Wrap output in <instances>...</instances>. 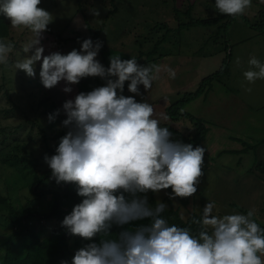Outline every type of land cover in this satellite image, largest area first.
I'll return each mask as SVG.
<instances>
[{
	"label": "clouds",
	"instance_id": "9594fccd",
	"mask_svg": "<svg viewBox=\"0 0 264 264\" xmlns=\"http://www.w3.org/2000/svg\"><path fill=\"white\" fill-rule=\"evenodd\" d=\"M41 2L0 0V14L11 27L33 36L23 48L25 55L18 54L14 63L10 54L15 45L0 41V66L35 78L36 64L42 61L39 78L47 90L61 81L67 85L88 77L105 81L63 103L66 134L55 154L44 157L50 179L57 185H75L81 198L61 222L67 234L84 241L71 264H264V229L257 223L255 208L221 217L214 214L215 202L209 201L202 216L193 220L199 225L193 235L189 227L169 225L162 217L165 203L149 204V192L171 189L170 200L193 197L204 175L205 148L172 141L168 127L161 126V119L167 121L168 116L160 113L157 118L152 104L135 99L141 95L140 86L149 91L162 70L171 79L176 71L119 56H111L105 68L97 60L102 42L91 38L83 40L79 50L44 55L41 40L54 17L40 7ZM251 6L252 0H215L220 14L234 17ZM93 14L99 16V11ZM248 63L246 80L264 79V63L254 56ZM126 82L133 96L123 95ZM63 91L71 93L72 88ZM60 112L50 114L49 122Z\"/></svg>",
	"mask_w": 264,
	"mask_h": 264
},
{
	"label": "rangeland",
	"instance_id": "374dc122",
	"mask_svg": "<svg viewBox=\"0 0 264 264\" xmlns=\"http://www.w3.org/2000/svg\"><path fill=\"white\" fill-rule=\"evenodd\" d=\"M84 2L86 5L81 6L78 0H42L40 7L54 17L53 23L48 26L50 32L43 33L41 40L45 49L44 55L53 52L67 54L73 49L79 50L83 40L91 38L94 43L102 42L103 46L97 60L105 68L106 63L110 64L111 56H119L123 60L138 57L137 62L143 66L154 64L161 66L162 69L165 66L172 68L176 71L175 79H171L168 73L162 70L159 74L160 79L153 82L149 91H145L141 85V95L135 96L137 102L152 104L157 118L160 113L167 115L168 107L181 100L184 94L199 89L201 82L216 73L225 62L226 55L231 52L228 59L229 72L214 81L211 91L186 104L184 111L203 118L207 123L208 133L201 143V147L205 148L204 164L214 159L215 164H219L220 161L232 162L228 165H235L233 168L242 165V171L238 170L245 176L241 184L249 186L250 190L260 188L259 185L263 183L245 174L255 165L254 163L260 162V157L264 155L262 148H259V144L264 141V79L249 83L243 74L250 70L248 61L253 56L264 63V33L254 27L264 10V0H252V6L244 14L249 21L240 16L232 20L227 17L228 15L220 14L215 8V0H116L114 3L111 0H84ZM93 10H98L99 16L94 15ZM114 11L115 14L109 15ZM221 16L226 18L217 21L214 26L191 22V19L211 22ZM227 22L228 30L221 29L220 26ZM157 23L163 26L159 28L156 26ZM183 23L186 24L185 27L181 26ZM103 24L109 29L107 28V32L100 38L95 39L94 31L100 29ZM32 38L30 31L11 27V36L3 40L15 45L10 54V63L16 61L18 54L20 57L25 55L23 48ZM226 48H229L228 51H225ZM141 53L145 54L140 56ZM41 63L42 61L36 64L35 78H29L24 72H16L11 67L0 66V87L3 88L5 85L0 91V131L5 129L6 133L11 134L15 127H19L18 135H12L9 140L11 143L0 151V190L18 213L31 206L27 193L30 191L29 185L36 180V171L32 165H37V169L51 172L44 157L54 155L59 143L53 140L50 132L46 134L49 140L47 142L43 133L32 127V119L38 113L42 114L44 109L37 107V101L42 103V100L48 97L50 102L46 106L50 103L58 104L61 112L60 118L56 120H59L58 128L64 129L62 121L67 117L62 110L63 103L69 99L74 100L81 92L87 93L89 91L86 90L91 91L105 85V81L99 77H88L77 85H67L61 81L56 87L47 90L39 78ZM36 79L37 81H34L36 89L34 84L27 86L26 81ZM66 86L72 88L71 93L63 91ZM123 95L126 97L134 95L128 92V82L125 83ZM4 109L11 110L8 117L1 112ZM168 118L167 121L161 119V125L185 136L194 135L196 128L190 120ZM43 119L47 121L48 117L44 116ZM16 137L20 140H14ZM2 139L0 133V142ZM244 143L248 145L245 146ZM248 146L253 148L248 149ZM233 152L236 153L232 154ZM221 153L225 154L218 161ZM233 155H239V158ZM15 156H25L30 162H15ZM240 158L242 163L239 162ZM6 159L14 163L6 164L4 162ZM211 170L213 172V169ZM222 172L220 173L223 174ZM224 173L223 179L213 178V181L219 179L211 189L215 194L208 196L209 191L203 189L205 182L202 179L197 193L190 197L187 207L175 203L186 219L195 212H201L209 201L216 203V200L223 206L216 205L215 215L222 217L225 214H232L230 207L224 206L227 202L225 196L243 195L244 198L240 197V201L244 205L257 202V197L246 195V191L240 192L239 185L235 183L239 175H231L226 171ZM61 185L66 187L68 184ZM61 185L48 179L39 190L51 188L59 190L58 186ZM150 193L147 194L148 199ZM168 195L167 190L155 193L157 201L165 203L167 207ZM30 199L34 200L33 207L38 211L47 213L51 210L49 197H43L39 202L33 196H30ZM1 208L0 206L2 211L0 237H4L9 232L11 223L6 218L8 209ZM252 208L255 207L252 205ZM58 224L55 219L47 222L48 232L51 233L58 228Z\"/></svg>",
	"mask_w": 264,
	"mask_h": 264
},
{
	"label": "trees",
	"instance_id": "16d2710c",
	"mask_svg": "<svg viewBox=\"0 0 264 264\" xmlns=\"http://www.w3.org/2000/svg\"><path fill=\"white\" fill-rule=\"evenodd\" d=\"M116 0H111L112 3H114ZM79 4L81 6H85L86 2L84 0H78ZM114 13H109L115 14ZM92 16V15H89ZM93 17V16H92ZM109 17V16H108ZM233 19L238 18L239 16H227ZM240 17L244 18L245 20L249 21L247 16L240 15ZM222 18V19H221ZM225 16L218 17L217 19L211 20V22L203 21L199 19H191L192 24H207L210 26H214L217 24V21L225 19ZM193 20V21H192ZM215 20V21H214ZM226 21V20H224ZM252 24V23H251ZM185 23L181 24V26L185 27ZM106 24H103L100 29L94 31V38L98 39L104 32H107ZM157 27L160 28L159 23L156 24ZM255 28H257L259 31H263L264 33V10L262 11V15H260L259 21L257 24L254 25ZM221 29L226 28L228 30V22L223 23V25L220 26ZM109 29V28H108ZM48 31L50 32V29L48 28ZM96 35V36H95ZM163 35V34H162ZM11 36V25L10 21L7 20L4 16H0V41H3ZM162 37V36H161ZM159 45V43L157 44ZM154 48V47H153ZM229 48H226L225 51H228ZM224 51V50H223ZM143 52V51H141ZM221 52V51H220ZM141 53L140 56H142ZM230 55V56H229ZM231 57V52H229L226 55L225 62H223L222 67L214 74L209 75L207 78H205L201 84L199 89L193 92H188L184 94L185 96L173 104H171L167 109V115L172 120H179L181 118L188 119L192 124H194L196 131L194 132V135L192 137L182 135L180 132L170 129L169 131L172 133L171 140L174 142H181L184 144H192L195 148L196 146L201 147V143L204 141L207 133H208V126L207 123L204 121L203 118L196 117L195 115L185 112V106L186 104L191 103L192 101L200 98L205 93H208L212 90V84L214 81L219 80L220 77L223 74H226L229 72V60ZM138 59V57L136 58ZM106 68L110 66L109 63L105 64ZM36 80H29L26 81L27 86H31L30 84H34V89L37 88L36 84L34 83ZM3 85L2 87H4ZM0 87L1 89H3ZM90 91V90H86ZM33 96H36L34 93H32ZM8 95V92H7ZM36 99L38 97L36 96ZM50 98H45L42 100V103H38L37 101V107H43L42 114H37V116L32 119V127L35 129H39L40 132L43 133L45 136V140L48 142V138L46 136L47 132H50L53 136V140L59 141L60 139L66 134V130L59 129V119L60 117L57 116L54 121L49 122V120L44 121L42 118L48 117L50 114H53L56 112L57 109H59V106L57 103H50L46 106V104L49 101ZM11 111V110H10ZM9 109L1 110L2 113L5 114L6 117L10 115ZM30 119V118H29ZM162 127H165V125H161ZM17 128L15 127L14 132L11 134H8L5 132V129L0 131L2 136V141L0 142V151L2 152L3 147H6L11 142L10 137L12 135H18ZM14 140L19 141L20 138L16 137ZM31 140V139H30ZM9 141V142H8ZM59 145V143H58ZM245 146L248 144L244 143ZM264 145V141L259 144ZM248 149H252L253 147L248 146ZM240 153V151H237ZM236 152H233L232 154H235ZM225 153H221L220 156H223ZM214 160V159H213ZM211 160L210 162H212ZM15 162H30L28 158L25 156H15L14 157ZM14 161H11L9 159L4 160L6 164L14 163ZM209 162V163H210ZM209 163L204 164L203 172L206 175V173L215 165H209ZM215 163V162H213ZM32 167L35 169L36 173V180L29 185L30 191L27 193L28 201L30 202V207H25L23 209L22 213L16 212L6 195L2 193L0 190V206L2 208H7L8 213L6 215V218H8V221H10V227L9 232L4 237H0V264H61L62 261H67L68 264H71L72 258L74 256V253L77 249H79L84 241H82L79 237H73L67 234L66 230L61 227V222L65 215L69 214L73 208L74 205L81 202V198L77 196L76 194V187L75 185L68 184L66 187H59V190H56L54 188H51L49 190L41 191L39 190L42 188L43 184H45L46 180L50 179L51 172L49 171H43L41 169H37V165H32ZM240 165H238L236 168H239ZM214 170V168H213ZM230 171H237L235 174L239 175L235 183L239 185L240 192L248 191L250 192V189L247 190V186H243L241 182L244 179V175L241 173V171H238L240 169H234L233 167L229 169ZM252 175L253 177H258L259 179H262L264 181V161H260L255 163L251 169L247 171L245 174ZM243 178V179H242ZM52 180V179H51ZM54 183H56L54 180H52ZM168 193H171V189L167 190ZM30 196L35 197V200L37 199L38 202L43 199V197L50 198V207L51 210H49L47 213L40 212L37 210V208L33 207L34 200L30 199ZM243 196V195H242ZM241 195L235 196H225L227 199V202L224 204V206H229L230 209L234 210V213H240V214H246L247 211L250 209L247 207V205H244L241 203L240 199L242 198ZM235 197V198H233ZM241 197V198H240ZM149 204L155 205L157 202V199L155 197V193H150L149 197ZM166 202H169V207H167L166 211L162 214V217L165 218L169 225L175 224L179 227H189L193 233V235L197 234L199 231V225L194 224V219H199L203 214V209L199 213H193L188 219H186L182 214L180 207H176L175 203L178 202L181 206L187 207L190 203V198L181 199L176 198L175 200H170L169 195L167 197ZM223 206V204H222ZM1 208V209H2ZM2 214V211L0 210V215ZM57 220L58 221V228L52 230L51 233L48 232L47 229V222L51 220ZM141 223H147V221H143ZM257 223L260 225L262 229H264V222L257 219ZM117 231V229L113 228V232Z\"/></svg>",
	"mask_w": 264,
	"mask_h": 264
},
{
	"label": "crops",
	"instance_id": "0c3cea01",
	"mask_svg": "<svg viewBox=\"0 0 264 264\" xmlns=\"http://www.w3.org/2000/svg\"><path fill=\"white\" fill-rule=\"evenodd\" d=\"M260 149L262 148L263 152H264V145L260 146L259 147ZM233 157L235 158H239V155H233ZM264 157V155H263ZM262 156L260 157V160L261 161H264V158ZM219 159H221V156H219L218 158V161ZM233 162L235 161L233 158H232ZM214 162V160H213ZM213 162H210L209 165H215L213 166L211 169L214 168L213 172L212 170L208 171L206 173V175L204 174L201 178H200V181L203 179V181L205 182V187L203 188L204 190H207L209 191L208 193V196L210 197V195H213L215 194V192L211 191L212 188L215 187V185L218 183L219 179H216L218 181H213L214 177H218L220 179H223L222 178V175H225L224 171L228 172L229 174H235L237 171H230L229 169L234 167L235 165H228V164H232V162H228V161H220L218 162L219 164H215ZM240 163H242V158H240ZM227 163V164H226ZM255 164V163H254ZM238 166V165H237ZM234 169H240L242 171L243 169V166L241 165L239 168H234ZM224 170V171H223ZM223 171V172H222ZM220 172H222L223 174H221ZM252 176V175H251ZM227 177V176H226ZM225 177V178H226ZM253 177V176H252ZM255 177V176H254ZM257 181L263 183V185H259L260 188H252L250 190V192L246 191V195L249 194L252 196V197H257V202L255 203H252L251 205H248L247 204V207H249L250 209H252V205L253 207H255L256 210H258V213H257V216L259 217V220L263 221L264 222V181L262 179H259L258 177H255ZM264 178V177H263ZM243 186H247V185H243ZM250 187L247 186V190H249ZM262 190V191H261ZM211 192V193H210ZM242 196V195H241ZM244 198V196H242ZM225 198V197H224ZM216 205L219 204V205H222L221 202H219V200H216ZM234 210L232 209L230 212H232V214L234 213L233 212Z\"/></svg>",
	"mask_w": 264,
	"mask_h": 264
}]
</instances>
